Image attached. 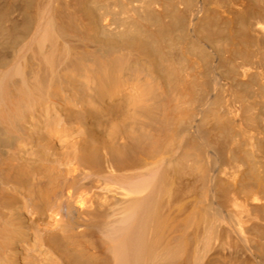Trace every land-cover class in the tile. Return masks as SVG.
Returning a JSON list of instances; mask_svg holds the SVG:
<instances>
[{"label":"bare ground","instance_id":"1","mask_svg":"<svg viewBox=\"0 0 264 264\" xmlns=\"http://www.w3.org/2000/svg\"><path fill=\"white\" fill-rule=\"evenodd\" d=\"M0 264H264V0H0Z\"/></svg>","mask_w":264,"mask_h":264}]
</instances>
